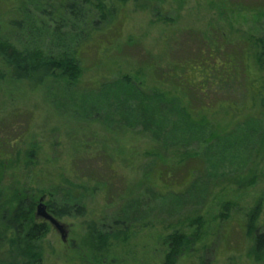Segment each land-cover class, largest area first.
<instances>
[{
  "label": "rangeland",
  "instance_id": "rangeland-1",
  "mask_svg": "<svg viewBox=\"0 0 264 264\" xmlns=\"http://www.w3.org/2000/svg\"><path fill=\"white\" fill-rule=\"evenodd\" d=\"M255 1L129 0L112 26L114 46L83 48L84 73L72 87L50 82L34 91L0 67V237L7 234L2 214L19 208L24 198L35 199L34 216L41 198L56 210L84 207L92 218L75 211L58 218L68 231L66 242L48 224L40 243L43 264H78L88 249L84 222L110 225L138 199L136 211L125 216L152 227L126 245L111 244L109 264L114 259L115 264H163L166 238L177 231L196 235L197 228L190 227L196 216L204 219L205 228L198 230L203 238L178 264H264V255L253 254L249 230L264 234V135L247 132L222 151L193 144L187 151L207 158L204 168L197 164L203 171L195 182L161 194L147 182L162 167L154 163L158 152L141 122L135 124L141 115L166 124L151 116L152 108L171 114L167 122L175 123L176 108L161 99L174 90L161 75L198 58L213 39L232 41L231 51L257 54L256 44L244 41L264 36V15L240 8ZM63 5V0H0V35L19 50L72 51L78 34L88 33L98 14L83 6L76 11L81 21H75ZM256 127L247 124L251 132ZM190 142L184 140L186 147ZM176 172L179 183L184 173ZM107 179L108 194L99 187V180ZM119 195L124 197L108 205Z\"/></svg>",
  "mask_w": 264,
  "mask_h": 264
},
{
  "label": "trees",
  "instance_id": "trees-1",
  "mask_svg": "<svg viewBox=\"0 0 264 264\" xmlns=\"http://www.w3.org/2000/svg\"><path fill=\"white\" fill-rule=\"evenodd\" d=\"M128 1L63 0L64 8L75 21H81L82 18L76 13L77 9L82 11L84 7L91 8L98 14L94 27L86 34H78L72 51L48 54L36 48L19 50L0 35V67L14 80L28 83L34 91L50 82L72 87L84 73L81 58L83 48L94 43L104 49L114 46L116 34L112 26ZM252 3L240 8L253 9L264 15V0ZM14 22L13 24L18 26L19 22ZM101 25L105 27L102 28ZM219 39L223 40L218 41ZM219 39L215 38L210 44H206V49L200 51L198 58L178 62L168 73L161 75L160 80L170 84L174 90V93L171 91L163 94L165 96L161 99L176 108L178 117L175 123L167 122L170 121L171 114L167 117V114L161 115L162 112H156L153 108L151 116L163 118L166 124L148 122L147 119L144 121L141 113L138 114L141 116H137L139 120H136L135 124L141 122L144 131L148 132L145 135L150 134L151 146L158 152L154 163L156 166H162L152 178L151 175L147 178V182L155 185L157 192L161 194L166 190L174 192L195 182L197 175L203 171L197 170V164L204 168L203 164L207 163V158L204 160L201 157V151H187L193 144L197 147L204 144L208 149L216 148L222 151L228 143H232L236 137L245 136L247 132L252 135H264V36L257 38L253 35L245 41L241 39L247 44H256L255 56L241 48V52L236 49L231 51L228 48L232 41H227L224 37ZM218 105H221L220 109L212 110ZM248 123L257 126L256 132L249 131ZM186 138L191 140L187 147L184 143ZM151 152H154L153 149ZM33 156L34 153L29 154L28 161L32 160ZM173 162L176 164L172 165ZM163 167L165 169H162ZM175 169L184 173L179 183ZM99 182L100 189L108 194L112 183L108 179ZM123 197L119 195L110 199L108 205H116ZM20 202L19 208L4 212L1 216L7 234L0 237V264H43L40 243L46 238L49 228L47 224L35 221V199L27 197ZM138 204V199H132L129 208L123 209L125 212L120 211L119 217L115 215L110 225L96 220L89 221L90 224L88 221L84 222L88 232V249H84L83 258L78 264H109L106 258L111 255V249L107 248L111 244L126 245L140 232L151 228L150 221L142 222L125 216L127 210L135 212ZM49 208L58 218L70 216L71 211H75L74 214L80 218L93 216L86 214L85 208L78 205L58 210L53 205ZM204 226L203 217L196 216L190 220V227L197 228L196 235H187L180 231L169 235L166 238L167 254L163 264H178L182 257L191 254L193 247L203 238L199 231L203 230ZM249 230L253 232L250 233L254 242L253 254L263 256L264 234H258L253 227ZM115 262L116 259L114 264Z\"/></svg>",
  "mask_w": 264,
  "mask_h": 264
},
{
  "label": "water",
  "instance_id": "water-1",
  "mask_svg": "<svg viewBox=\"0 0 264 264\" xmlns=\"http://www.w3.org/2000/svg\"><path fill=\"white\" fill-rule=\"evenodd\" d=\"M36 219L46 221L52 225V227L61 235L63 242H66L68 239V231L66 226L62 224L58 219H56L50 212H48V207L45 204V198L39 200L37 206Z\"/></svg>",
  "mask_w": 264,
  "mask_h": 264
},
{
  "label": "flooded vegetation",
  "instance_id": "flooded-vegetation-1",
  "mask_svg": "<svg viewBox=\"0 0 264 264\" xmlns=\"http://www.w3.org/2000/svg\"><path fill=\"white\" fill-rule=\"evenodd\" d=\"M45 204H46V202H45ZM47 207H48V212H50V214H52V212H51V210H50V208H49V206L47 205ZM53 215V214H52ZM54 216V215H53ZM56 219H58V217H56V216H54ZM35 219H36V217H35ZM37 221H40V222H43V224H50V223H48V222H46V221H43V220H38V219H36Z\"/></svg>",
  "mask_w": 264,
  "mask_h": 264
}]
</instances>
